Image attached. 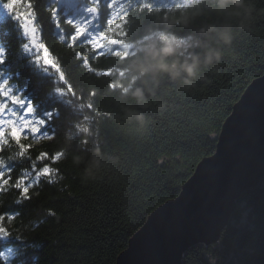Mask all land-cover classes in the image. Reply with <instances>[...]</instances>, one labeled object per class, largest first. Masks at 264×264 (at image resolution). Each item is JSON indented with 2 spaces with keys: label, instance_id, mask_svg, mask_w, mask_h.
I'll return each mask as SVG.
<instances>
[{
  "label": "trees",
  "instance_id": "16d2710c",
  "mask_svg": "<svg viewBox=\"0 0 264 264\" xmlns=\"http://www.w3.org/2000/svg\"><path fill=\"white\" fill-rule=\"evenodd\" d=\"M6 2L0 0V84L11 87L10 96L25 107L33 106V117L44 121L40 134H54L51 140L23 141L33 144L32 157L40 151L63 155L52 165L60 170L56 181L41 179L26 200L12 185L30 168L28 159L16 157L11 141L0 152V171L12 178L0 191L8 230L0 235V264H115L148 215L177 196L196 164L215 152L234 103L264 73V0H246L248 10L230 18L205 10L188 26L165 21L180 20L192 0H99L88 31H104L110 18L122 26L96 52L87 32L70 47L74 27L67 23L87 20L92 0H33L40 41L60 62L67 83L28 54L24 29ZM210 25L231 35L227 45L212 41L221 60L202 66L193 88L162 78L140 109L147 124L128 121L125 107H139L122 96L129 62L147 45L173 37L183 45L194 29ZM17 105L9 106L17 111ZM180 264H264V177L241 193L219 240L188 248Z\"/></svg>",
  "mask_w": 264,
  "mask_h": 264
},
{
  "label": "water",
  "instance_id": "95a60500",
  "mask_svg": "<svg viewBox=\"0 0 264 264\" xmlns=\"http://www.w3.org/2000/svg\"><path fill=\"white\" fill-rule=\"evenodd\" d=\"M264 177V73L234 103L217 137L177 196L156 207L115 264H180L198 243L219 240L237 199Z\"/></svg>",
  "mask_w": 264,
  "mask_h": 264
},
{
  "label": "clouds",
  "instance_id": "9594fccd",
  "mask_svg": "<svg viewBox=\"0 0 264 264\" xmlns=\"http://www.w3.org/2000/svg\"><path fill=\"white\" fill-rule=\"evenodd\" d=\"M248 10L246 0H192V6L186 9L180 20L169 19L165 21L169 26L174 23H183L188 26L198 15L215 12L218 15L232 17L239 15V10ZM197 33L199 35H197ZM215 33V36L210 35ZM201 36L207 37L201 39ZM231 42V35L225 28L210 25L205 28H196L189 33V39L180 45L176 39L169 38L157 44L152 43L144 47L130 62V79L125 83L122 96L131 97L139 107H125L124 116L128 121H135L140 126H145L148 118L140 110L146 106L149 95H155L161 79L166 77L172 81H180L184 88H193L196 81L202 78V66L219 62L222 52L212 43ZM199 49V51L197 50ZM163 107V105H161ZM100 149L95 150L94 165H99Z\"/></svg>",
  "mask_w": 264,
  "mask_h": 264
},
{
  "label": "snow or ice",
  "instance_id": "6c2138e0",
  "mask_svg": "<svg viewBox=\"0 0 264 264\" xmlns=\"http://www.w3.org/2000/svg\"><path fill=\"white\" fill-rule=\"evenodd\" d=\"M98 5L99 0H92L86 9L91 15L84 22L67 21V23L72 24L74 27V32L70 37V47L74 46L78 38L87 32L89 36L87 43L91 46L92 51L96 52L105 48L106 38L122 26L110 18L107 22L108 26L104 31L97 33L89 32V25L99 15ZM6 7L15 14L25 33L29 36L31 43L39 50L38 59L45 65L56 69L59 73V78L67 83L65 73L61 70L60 62L52 54L50 49L40 41L33 0H7ZM50 12L55 15L56 9L52 8ZM61 39L63 40V37ZM84 59L87 62V58L85 57ZM0 61H2V57H0ZM58 90L63 91V89ZM0 96L8 97V100H0V152L9 146L11 141L14 142L18 149L15 153L16 157H26L28 159L30 168L23 169V174L19 175L12 185L15 189L19 190L20 196L27 200L30 199V190L38 186L41 179L46 180L48 183L56 181L60 170L52 165L59 162L63 154L58 151L54 153L40 151L33 158L30 154L33 144L24 143L23 141L27 140L29 136L35 141L51 140L54 138V134H40V128L44 121L32 116L33 106L30 103L23 109L22 114L13 111L9 106L10 103L22 105L23 101L17 96L9 97V93L5 90V85L3 84H0ZM3 163V157L0 156V166ZM29 173L31 174V182L26 183L30 179ZM11 183V175L6 174L5 171H0V191L6 190L7 186ZM7 219L11 220L12 216H7ZM4 220L5 216L0 215V235H5L8 232L3 226Z\"/></svg>",
  "mask_w": 264,
  "mask_h": 264
},
{
  "label": "rangeland",
  "instance_id": "374dc122",
  "mask_svg": "<svg viewBox=\"0 0 264 264\" xmlns=\"http://www.w3.org/2000/svg\"><path fill=\"white\" fill-rule=\"evenodd\" d=\"M23 32H24V35H25V36H28V35L25 33L24 30H23ZM28 37H29V36H28ZM29 39H30V38H29ZM27 52H28L29 55L32 56V58L36 61L37 64H39V65H45L41 60L38 59V56H39V50L35 47V45H33V44L31 43V40L28 41V43H27ZM45 66H49V65H45ZM32 116H33V114H32Z\"/></svg>",
  "mask_w": 264,
  "mask_h": 264
}]
</instances>
